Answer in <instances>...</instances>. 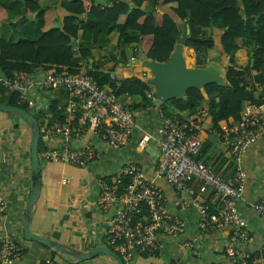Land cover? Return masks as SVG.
<instances>
[{
  "label": "crops",
  "instance_id": "crops-1",
  "mask_svg": "<svg viewBox=\"0 0 264 264\" xmlns=\"http://www.w3.org/2000/svg\"><path fill=\"white\" fill-rule=\"evenodd\" d=\"M24 1L0 0L7 17L6 24H2L3 21H0V37L9 42H15L19 35L31 39L40 35L35 21V12L25 6ZM31 1L44 7H56L60 19L66 15V11L60 5L61 0ZM163 1L147 0L145 8L151 9L154 6L158 12L170 13L168 5H163ZM2 14H0V18ZM23 18L26 20L23 25L18 26L16 30L11 28L10 23L15 24ZM175 23L179 38H181L180 27L176 21ZM92 25L93 21L86 16L82 21V27H85L86 33L75 40L76 45L92 46V59H88L86 62L90 65H97L104 71H109L115 66L120 67L119 73L123 77H140L152 89L147 78L148 70L141 68V61L146 57L140 51L137 54L134 53L137 49L136 44L125 43L119 38L117 31L108 33L105 29H100V35L93 43L89 32ZM204 34L211 37L218 46L221 37V31L218 28H205ZM237 42L241 43V39H238ZM186 49L193 52L194 50L189 47L185 48L184 55L187 60ZM218 49L219 47H215L210 50L205 66L221 64L222 73L225 75V66L223 65H226L228 57ZM233 56L236 64L243 67L248 65L249 58L244 48L238 49ZM193 57L195 63V55ZM35 71L42 72V69L39 68ZM112 73L114 74V72ZM242 82H245L248 88L257 84L248 75H244ZM254 96L258 98L256 91ZM49 97L59 98L61 102H65L68 99V92L64 88L43 91L41 100H35L34 104H40V107H43ZM119 98L127 105L139 101V97L127 93L120 94ZM205 99H207L206 95ZM249 103L253 102L246 101L244 106ZM29 108L34 111L31 106ZM198 110H202L200 127L201 137L204 141L198 156L208 167L227 180H231L234 172L231 153L218 137L216 130L213 129L206 103L198 107ZM135 111L136 124L128 142L122 147L109 146L91 131H86L80 137L69 140L72 148L82 149L90 143L99 151L100 156L85 165L75 166L60 161H46L39 156L40 190L32 207L29 219L30 230L79 250L86 251L97 245H105V219L111 214V211L104 212L97 205L100 180L102 177L119 175L122 167L127 163L139 162L143 164L142 169L145 177L152 179L161 187L166 209L184 220L185 228L181 234L169 238L156 256L137 255L134 259L135 263L221 264L229 228L225 226L202 232L196 225L198 214L194 207L174 205L177 192L164 179L154 176V166L159 152L148 147L140 150L136 143L143 133L151 134L152 139L156 142L159 125L157 107L151 99V104ZM196 112L190 113L188 110H184L180 111V114L191 117ZM16 115L0 111V191L7 201V211L0 213V237L9 235L21 247L22 254L14 262L4 264H115L111 257L104 254L76 261L24 236L22 220L32 188L31 128L25 119ZM232 122L231 118L220 121V130L223 131ZM53 141L49 143L57 145L61 140L55 138ZM241 165L246 172V178L243 195L237 206L243 217L245 228L251 235V240L242 247V253L256 254L264 247V217L260 216L253 206L255 202L264 200V137L256 140L247 148L242 156ZM198 186L197 180L191 182L195 193H198ZM200 197L209 210H214L220 205V197L213 190L208 189L205 193L200 194ZM186 241L193 242L194 246L192 248L185 247L183 243ZM256 261L260 264L264 263V259L260 257Z\"/></svg>",
  "mask_w": 264,
  "mask_h": 264
},
{
  "label": "built area",
  "instance_id": "built-area-1",
  "mask_svg": "<svg viewBox=\"0 0 264 264\" xmlns=\"http://www.w3.org/2000/svg\"><path fill=\"white\" fill-rule=\"evenodd\" d=\"M92 1L96 3L98 0H87V11ZM89 68L90 64L82 62L79 70L72 74L19 70L12 76H0L7 92L16 93L18 102H27L41 119L37 120L43 143L39 156L46 161L82 166L100 156L90 143L82 149L70 146L71 138H78L86 131H91L114 148L125 145L132 134L136 111L131 110L112 90L98 85L89 77ZM113 76L110 73V77ZM59 88L68 92V99L58 105L68 114L67 123L52 118L49 112H39L41 105L34 104L35 100H41L43 91ZM255 88L260 102L243 106L236 122L223 131L216 130L234 162L231 180L196 158L204 144L200 127L202 110L186 118L166 116L162 113L161 101L155 90L152 88L146 92L156 105L160 118L156 138L159 156L154 176L164 179L177 192L175 206L196 209V225L200 231L229 228L222 264H234L236 261L246 264L248 257L242 253V247L251 240V235L245 228L237 204L242 198L246 178L241 165L242 156L252 143L264 137V81L257 83ZM55 138L60 139V143H49ZM151 139V134L143 133L137 141V148L143 150ZM124 178L128 181L124 182ZM194 180L199 183L198 193L191 187ZM208 189L220 197V205L214 210H209L200 197ZM97 205L104 212L111 211L105 219V245L120 256L122 264H137L134 260L137 255L156 256L169 238L181 234L185 228L184 220L166 209L161 187L146 178L142 167L133 162L125 164L119 175L101 178ZM253 206L264 217V200L255 202ZM6 211L7 201L0 191V213ZM183 245L187 248L194 246L191 241ZM21 254V247L9 235L0 237V264L12 263Z\"/></svg>",
  "mask_w": 264,
  "mask_h": 264
},
{
  "label": "trees",
  "instance_id": "trees-1",
  "mask_svg": "<svg viewBox=\"0 0 264 264\" xmlns=\"http://www.w3.org/2000/svg\"><path fill=\"white\" fill-rule=\"evenodd\" d=\"M146 2L147 0H98L96 3L92 1L87 11V0H61L60 5L66 15L60 19L56 7H44L25 0V6L35 12L40 35L34 39L19 35L15 42L0 37V76L8 77L19 70L30 72L39 68L43 72H77L82 62L92 59V46L75 43L77 38L86 33L85 27H82L86 16L93 21L89 28L93 43L97 41L100 29H105L108 33L117 31L123 42L136 44L135 54L140 51L146 58L165 61L177 44L178 28L169 12H158L154 6L146 9ZM163 5H168V9L184 20L189 28L184 45L194 50L196 67L206 65L210 50L215 47H219L228 60L225 65L226 84L208 83L203 89L189 88L184 97L161 102L162 113L186 118L180 111L194 113L206 103L213 129L221 131L219 122L230 118L236 122L246 101L260 102L254 96L255 86L248 88L242 81L244 75L252 77L256 83L264 81V0H164ZM1 13L4 15H1L0 21L6 24V11L2 4ZM25 22L23 18L10 25L16 30ZM208 27L221 31L218 46L211 37L205 36L204 30ZM238 39H241V43L237 42ZM240 48H244L248 54L249 62L245 67L236 64L233 59L234 53ZM186 56L188 65H191L193 58L190 49H186ZM120 71L121 68L116 66L104 71L91 64L88 75L98 85L106 86L118 96L127 93L139 97V101L127 105L131 110L151 104V98L146 93L150 90L146 81L137 76L123 77ZM112 72L113 78L110 77ZM151 76L148 71L147 78ZM60 103L59 98L49 97L39 112H49L52 118L67 123L68 114L58 108ZM0 104L19 106L36 118L37 113L29 108V104H20L17 94L7 92L1 82ZM42 149L43 143L39 138V152ZM196 158L201 160L199 156ZM133 163L141 167L143 165L139 162ZM123 181L127 182L128 179L124 178ZM259 257L264 259V247L256 254L249 253L245 259L246 264H260L256 261Z\"/></svg>",
  "mask_w": 264,
  "mask_h": 264
},
{
  "label": "water",
  "instance_id": "water-1",
  "mask_svg": "<svg viewBox=\"0 0 264 264\" xmlns=\"http://www.w3.org/2000/svg\"><path fill=\"white\" fill-rule=\"evenodd\" d=\"M172 18L178 23L182 32V37L177 40V44L169 57L163 61H155L149 58H144L141 64L147 67L152 76L148 78V82L155 90L156 97L163 102L172 98H182L189 88L203 89L208 83H217L220 85L226 84V77L222 73L221 64H209L203 67H190L186 64L183 51L186 48L184 40L189 34V29L186 27L184 20L178 18L170 11ZM225 66V65H223ZM0 111L11 112L25 119L31 128V145H30V160H31V180L32 188L29 192L25 212L22 220L23 234L27 239H33L60 254L66 255L76 261L87 260L98 254H104L111 257L115 264H122L120 256L107 245H97L89 250H79L70 245L51 240L42 235H38L30 230L29 219L32 207L39 195L40 190V166H39V150L38 143L40 138L37 119L29 111L24 110L19 106H10L0 104ZM148 148H153L159 152L158 144L151 139L147 145ZM159 155L157 154V157Z\"/></svg>",
  "mask_w": 264,
  "mask_h": 264
},
{
  "label": "rangeland",
  "instance_id": "rangeland-1",
  "mask_svg": "<svg viewBox=\"0 0 264 264\" xmlns=\"http://www.w3.org/2000/svg\"><path fill=\"white\" fill-rule=\"evenodd\" d=\"M191 55H192V63H190L191 65H190V67L192 66V67H196L195 66V63H194V57H193V55H195L194 54V52L191 50ZM203 67V66H202ZM17 116V115H16ZM36 119L38 120V121H41V119L40 118H38V116L36 115Z\"/></svg>",
  "mask_w": 264,
  "mask_h": 264
},
{
  "label": "bare ground",
  "instance_id": "bare-ground-1",
  "mask_svg": "<svg viewBox=\"0 0 264 264\" xmlns=\"http://www.w3.org/2000/svg\"><path fill=\"white\" fill-rule=\"evenodd\" d=\"M184 51H185V49H184ZM184 51H183V57H184V60H185L186 64L188 65L187 60H186V57L184 55ZM141 66H142L141 68L147 69V67H144L143 65H141ZM188 66H190V65H188Z\"/></svg>",
  "mask_w": 264,
  "mask_h": 264
}]
</instances>
